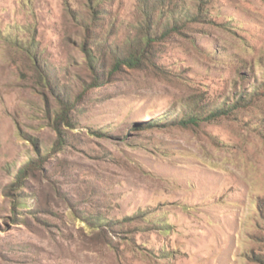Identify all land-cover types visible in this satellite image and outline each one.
Returning <instances> with one entry per match:
<instances>
[{
    "label": "rangeland",
    "instance_id": "374dc122",
    "mask_svg": "<svg viewBox=\"0 0 264 264\" xmlns=\"http://www.w3.org/2000/svg\"><path fill=\"white\" fill-rule=\"evenodd\" d=\"M0 264H264V0H0Z\"/></svg>",
    "mask_w": 264,
    "mask_h": 264
},
{
    "label": "trees",
    "instance_id": "16d2710c",
    "mask_svg": "<svg viewBox=\"0 0 264 264\" xmlns=\"http://www.w3.org/2000/svg\"><path fill=\"white\" fill-rule=\"evenodd\" d=\"M89 61H90V65L93 67V65H94L93 64L94 57L92 55L89 56ZM222 111H226V108H217V109H215L213 111H210L209 112V116L212 117V116L219 115V113H223ZM195 115L196 114H193V113L187 114V116L182 117L179 122H181L184 125L185 124H191V123H197L199 117L195 116ZM24 173H25L24 170L19 172V174L17 175V181L21 180V178L23 177Z\"/></svg>",
    "mask_w": 264,
    "mask_h": 264
}]
</instances>
